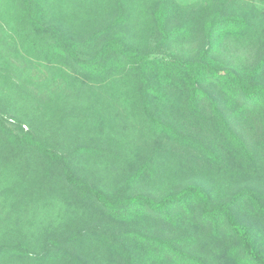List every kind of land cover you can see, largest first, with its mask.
Instances as JSON below:
<instances>
[{"label":"trees","instance_id":"1","mask_svg":"<svg viewBox=\"0 0 264 264\" xmlns=\"http://www.w3.org/2000/svg\"><path fill=\"white\" fill-rule=\"evenodd\" d=\"M6 16L14 23L10 27L24 51L64 63L108 92L92 96L93 90L81 85L73 95L86 103L84 117L89 123L110 124L115 114L113 96L126 84L130 88L124 94L134 97L151 137H161L166 143L141 150L136 163L108 188L75 166L83 158L109 155L111 150L104 142H75L63 149L25 130L20 118H6L0 112V162L12 165L5 173L7 178L11 174L12 181L0 189L3 208L10 199L15 200L11 209L25 202L31 189L48 195L59 185L84 208L78 213L82 223L66 231L53 230L45 237L41 252L1 231L0 261L264 264V187L250 182L228 193L187 178L161 194L135 189L161 179L162 165L173 155L183 154L182 163L190 167L181 174L194 167L228 166L236 175L261 165V10L236 0L186 4L177 0H0V19L10 24ZM200 38L198 48H185ZM230 40H255L261 55L233 64L221 55L227 54L225 44ZM169 105L185 112L184 120L192 121L197 129L190 130L171 118ZM62 118L58 122L64 125ZM247 122L255 123L257 135L247 132ZM260 179L264 181V169ZM0 222L8 227L5 215ZM206 239L214 249L213 258L206 256L210 250Z\"/></svg>","mask_w":264,"mask_h":264},{"label":"rangeland","instance_id":"2","mask_svg":"<svg viewBox=\"0 0 264 264\" xmlns=\"http://www.w3.org/2000/svg\"><path fill=\"white\" fill-rule=\"evenodd\" d=\"M177 1L186 4L200 0ZM236 1L251 3L254 9L261 10L264 14V0ZM5 19L10 24L0 19V112L3 117L20 118L25 130L31 129L36 136L50 139L63 149L75 142V144L91 143L94 145L104 142V145L111 150L109 155L83 158L76 161L75 166L79 169L78 171L90 175L96 183L108 188L121 180L124 173L136 163L138 156L140 157L143 153L140 152L141 150L144 151L149 145L156 143H166V140L161 137H151L137 111L134 97L131 98L130 94H124L130 88L126 84H122L121 88L118 87L120 89L112 99V111L115 112L110 119L109 125L112 127L108 124L97 126L96 123H89L84 117L87 113L86 103L81 102V99H75L73 95L77 93L81 85L92 89V96L108 93L104 91V87L99 82L86 80L85 77L73 73L64 63L56 64L50 62L43 54L24 51L20 38L16 37V33L10 27L14 25L10 22V16H6ZM200 44L201 38L187 43L185 48L187 50L196 49ZM224 50L227 54H221L222 57L233 64L251 62L261 55L257 54L255 40H230L226 42ZM110 100L111 97L106 96V101L110 102ZM97 104L101 106L102 102ZM91 109L92 107L87 108V110ZM168 109L171 118L183 122L184 126L190 130L197 129L192 121L190 123V120H184L185 112L181 114L179 108L176 109L172 105H169ZM98 112L100 116H105L103 108H99ZM60 117H65L61 119L64 125L59 124ZM246 125L247 132L257 135L258 130L255 123L247 122ZM205 134L209 138L213 137L208 132ZM1 158L0 150V160ZM183 158V154L166 158L161 169L164 176L147 184H140L135 188L136 191H147L154 195L161 194L169 188L183 184L184 179L187 178L207 186L218 187L228 193L236 192L242 185L250 182L257 184L258 187H264V181L260 179L264 169V151L260 158L261 165L254 164L248 171L236 173V175L230 173L228 166L218 169L211 166L194 167L187 174H181L182 169H190L187 164L182 163ZM3 165L0 162V189L7 186L6 182L12 181L11 174L9 178L5 175L8 166L12 167V165H4V167ZM167 166L171 167L172 171H169ZM20 193L25 195L24 192ZM28 195L25 202L21 204L17 202L12 209L11 206L15 200L10 199V204L4 209V201L0 195V218L5 215L8 224L7 227L5 223L0 222V232H10L12 239L29 242L32 250L40 249L41 252L45 237L53 230L66 231L82 223L78 213L81 210L83 212L84 208H81L79 203H75L61 185L48 195L37 193L32 189ZM84 215L86 216V213ZM205 241L210 249L206 256L213 258L214 249L211 241L209 239ZM201 248L204 251L203 247ZM0 264L36 263L10 259L2 260Z\"/></svg>","mask_w":264,"mask_h":264}]
</instances>
